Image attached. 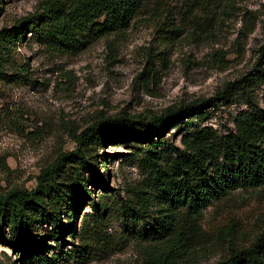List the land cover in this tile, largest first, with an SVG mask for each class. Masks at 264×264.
Listing matches in <instances>:
<instances>
[{
	"label": "rangeland",
	"instance_id": "374dc122",
	"mask_svg": "<svg viewBox=\"0 0 264 264\" xmlns=\"http://www.w3.org/2000/svg\"><path fill=\"white\" fill-rule=\"evenodd\" d=\"M41 3L0 0V30L12 28ZM189 5V0H145V7L123 33L86 43L75 53L52 52L35 40L31 29L25 30L11 47V63L0 71V192L34 190L43 168L60 154L74 151L70 131L79 133L120 112L150 119L171 107L223 96L227 84L255 79L259 70L264 74V0H236L224 13L214 9L217 16L209 35L199 37L185 21L194 12ZM249 16L255 28L243 39L240 32ZM162 23L168 24V30L182 28V35L173 39L172 34L158 31ZM251 89L252 100L263 108L264 83ZM243 101L234 94L227 103L217 100L204 116L169 128L163 140L182 148V136L206 126L220 135L232 134L237 114L254 109ZM146 156L143 144L105 141L92 158L106 178V188L88 187L94 202L86 200L70 212L72 222L69 213L60 214L58 227L36 222L33 234L37 242H45L46 249L22 261L17 250L20 242L0 220L2 264H156L157 255L150 253L147 244L128 235L157 217L154 208L135 222L119 214V205L131 198L145 176ZM96 207H106L101 231L111 244L93 245L87 259L79 260L74 256L78 233L90 215H98ZM263 208L264 187L237 189L215 201L204 210V239L195 242L193 254L182 264H219L225 249L224 242H216L215 232L231 226L246 241ZM70 224L75 234L65 233L54 241L52 235Z\"/></svg>",
	"mask_w": 264,
	"mask_h": 264
},
{
	"label": "trees",
	"instance_id": "16d2710c",
	"mask_svg": "<svg viewBox=\"0 0 264 264\" xmlns=\"http://www.w3.org/2000/svg\"><path fill=\"white\" fill-rule=\"evenodd\" d=\"M189 2L194 12L185 21L199 37L209 35L211 21L217 16L212 11L228 12L236 0ZM143 7L145 0H42L34 13L17 20L12 28L0 30V71L11 63V47L28 28L35 40L50 51L75 53L86 43L123 33ZM167 25L162 23L158 31L172 34L173 39L182 35V28L168 30ZM254 28L251 16L247 17L241 38L245 39ZM258 73L255 79L242 78L227 84L223 96L171 107L150 119L120 112L113 118L95 121L79 133L70 131L74 151L60 154L43 168L34 190L0 192V220L21 244L17 249L20 261L46 249L45 242H37L33 234L36 222L58 227L61 213H69L71 221L70 212L86 200L94 202L88 187L106 188V178L99 174L92 156L109 139L140 143L147 149L142 160L145 176L131 198L119 205V214L135 222L145 219L154 208L157 217L145 228L128 231V235L147 244L150 253L157 255L156 264L184 263V258L193 254L195 242L204 239V210L234 190L264 187V107H258L251 98L254 84L264 83V74L260 70ZM233 94L244 97L242 104L254 109L237 114L232 134L220 135L206 126L182 136V148L163 140L169 128L204 116L207 109L216 106L215 101L227 103ZM167 154L170 156L164 159ZM105 211L106 207H98V215H90L81 226L79 245L74 250L77 259L86 260L93 245L111 244L101 231ZM74 230L72 224L61 228L59 235H52L53 240L58 241L65 233L74 235ZM214 237L218 244L224 242L225 254L219 264H264V208L257 214L246 241L231 226L220 228Z\"/></svg>",
	"mask_w": 264,
	"mask_h": 264
}]
</instances>
